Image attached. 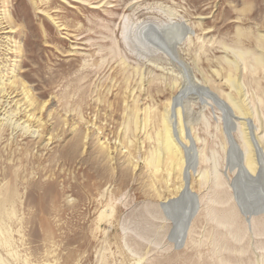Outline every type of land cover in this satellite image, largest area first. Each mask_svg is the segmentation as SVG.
Listing matches in <instances>:
<instances>
[{
    "label": "rangeland",
    "instance_id": "1",
    "mask_svg": "<svg viewBox=\"0 0 264 264\" xmlns=\"http://www.w3.org/2000/svg\"><path fill=\"white\" fill-rule=\"evenodd\" d=\"M0 264H264V0H0Z\"/></svg>",
    "mask_w": 264,
    "mask_h": 264
},
{
    "label": "bare ground",
    "instance_id": "2",
    "mask_svg": "<svg viewBox=\"0 0 264 264\" xmlns=\"http://www.w3.org/2000/svg\"><path fill=\"white\" fill-rule=\"evenodd\" d=\"M129 25V24H128ZM128 33V32H127ZM126 33V34H127ZM161 33H162V31H161ZM135 34V33H134ZM139 35V34H138ZM153 35V34H152ZM142 38V37H141ZM152 38V37H151ZM131 39V38H130ZM147 39H149V38H147ZM142 40V39H141ZM140 40V41H141ZM137 41V40H136ZM238 56V55H237ZM240 59V58H239ZM241 60V59H240ZM263 60V59H262ZM259 61H261V60H259ZM233 82H234V80H233ZM238 86V85H237ZM244 108V107H243ZM243 110V109H242ZM245 110V109H244ZM244 112V111H243ZM246 112H248V110L246 111ZM244 115H247V114H244ZM164 118V117H163ZM170 124V123H169ZM168 124V122H167V120H165V119H163V130H162V132H160L161 133V138H160V142H161V147H162V149H163V152L169 157V158H171V159H176L177 160V158H178V150H177V148H176V146L174 145V143H173V141L174 140H172L173 138H172V136H171V130H172V128H171V130H170V125ZM172 135H174L173 133H172ZM159 146V147H160ZM255 146V145H254ZM160 147V148H161ZM160 151H162V150H160ZM248 160V167L252 170V172L254 173V171H256L255 170V159L253 158V156L251 155L250 157H249V159H247ZM177 164V163H176ZM152 165L154 166V168H156V169H158L160 166H161V159L159 158V156H156V158H154V160L152 161Z\"/></svg>",
    "mask_w": 264,
    "mask_h": 264
}]
</instances>
